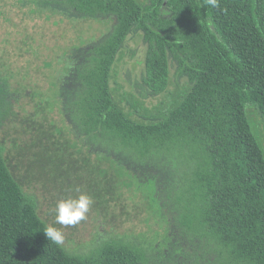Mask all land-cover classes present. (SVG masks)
Returning <instances> with one entry per match:
<instances>
[{
  "label": "trees",
  "instance_id": "obj_1",
  "mask_svg": "<svg viewBox=\"0 0 264 264\" xmlns=\"http://www.w3.org/2000/svg\"><path fill=\"white\" fill-rule=\"evenodd\" d=\"M60 2L83 17L115 18L110 35L75 69L80 91L70 111L80 131L139 160L190 164L182 224L214 244L223 264H264V147L247 112L264 120V0H219L217 8L206 0ZM132 30L147 46L142 82L152 94L168 88L169 59L190 84L148 121L132 119L110 87ZM46 227L0 146V264H147L143 250L116 240L71 253L48 241Z\"/></svg>",
  "mask_w": 264,
  "mask_h": 264
},
{
  "label": "rangeland",
  "instance_id": "obj_2",
  "mask_svg": "<svg viewBox=\"0 0 264 264\" xmlns=\"http://www.w3.org/2000/svg\"><path fill=\"white\" fill-rule=\"evenodd\" d=\"M114 25L112 16L83 17L60 0H0V146L39 217L63 232L67 251L86 254L116 240L143 250L147 264H223L214 244L182 224L190 164L170 156L139 160L116 144L89 141L74 122L75 69ZM146 47L142 32L132 30L110 78L114 97L141 121L190 88L169 59L168 88L152 94L142 82ZM247 112L264 147V120L253 108ZM77 187L93 200L87 218L56 224V202L79 195Z\"/></svg>",
  "mask_w": 264,
  "mask_h": 264
},
{
  "label": "clouds",
  "instance_id": "obj_3",
  "mask_svg": "<svg viewBox=\"0 0 264 264\" xmlns=\"http://www.w3.org/2000/svg\"><path fill=\"white\" fill-rule=\"evenodd\" d=\"M206 4L213 8L219 7V0H206ZM79 195L60 199L55 205V223L64 227L75 226L87 218L91 206L92 198L81 192L80 188L75 189ZM44 235L51 243L62 246L65 243L63 232L53 226H48L43 231Z\"/></svg>",
  "mask_w": 264,
  "mask_h": 264
}]
</instances>
